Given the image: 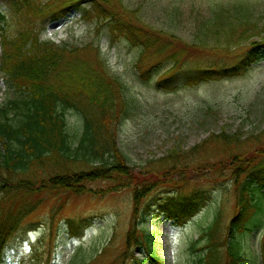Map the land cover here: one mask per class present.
Listing matches in <instances>:
<instances>
[{"label":"rangeland","instance_id":"1","mask_svg":"<svg viewBox=\"0 0 264 264\" xmlns=\"http://www.w3.org/2000/svg\"><path fill=\"white\" fill-rule=\"evenodd\" d=\"M122 2L136 11L141 23L172 36L179 44L174 48L184 45L187 50L184 58H190V65L215 61L219 66L233 67L237 64L236 54L244 53L255 39L264 40L262 32L249 34V41L228 50L229 56L223 53L224 49L220 52L214 46L199 48L193 44L197 32L204 31L215 10L245 4L255 9L254 19L259 20L264 15V0ZM67 17L52 22L41 40L65 44L68 48L88 44L99 48L103 72L119 80L117 85L122 84L121 93L129 103V111L116 126L115 139L130 164L147 167L149 160L163 158L174 149L186 151L193 164L184 167L185 173H175L157 185L138 208L130 188L102 194L44 192L39 196L41 204L9 241L8 264H151L142 263L148 256L147 236L151 237L149 244L156 257L164 264H199L200 258L211 250L210 243L218 245L220 264H227L228 242L233 234L242 245L247 263L263 264L264 206L256 205V195L250 199L252 205L244 211L238 226L231 228V220L241 206L231 166L221 170L225 166H221L222 162L228 164L231 157L248 155L264 146L263 53L257 54L253 63L235 76L172 90L158 88L157 81L173 68L172 63L150 59L142 69L138 67L139 47L130 46L125 39L114 42L107 26L96 19L86 20L80 11H72ZM19 95L0 71V106ZM68 113V131L73 140L82 132L83 123L78 114ZM221 132L237 134L241 139L226 145L214 137ZM112 181L101 179L91 182L90 187L108 189ZM197 188L209 197L195 215L183 223L164 215L162 206L170 194L175 196L176 191L186 194ZM216 215L219 220L211 240L206 233ZM71 220L75 223L84 220L78 224L77 235H70ZM129 232L133 233L130 242Z\"/></svg>","mask_w":264,"mask_h":264},{"label":"trees","instance_id":"2","mask_svg":"<svg viewBox=\"0 0 264 264\" xmlns=\"http://www.w3.org/2000/svg\"><path fill=\"white\" fill-rule=\"evenodd\" d=\"M72 11H80L86 20L96 19L107 26L114 42L125 39L130 46L139 47L138 67L144 69V63L150 59L172 63L173 68L157 81L158 88L172 90L235 76L245 71L257 54L264 56V40L255 39L243 54H236L237 64L233 67L219 66L215 61L190 65V58H184L187 51L184 45L174 48L179 44L172 36L141 23L136 11L122 0H51L49 3L0 0V71L20 94L0 106V264L9 263V241L41 204L39 196L44 192L102 194L130 188L138 208L157 185L175 173H185L184 167L193 164L187 152L178 149L163 158L149 160L147 167L130 164L115 139L116 126L120 117L129 111V103L121 93L122 84L117 85L119 80L103 72L99 48L91 44L68 48L65 44L41 40L52 22L67 19ZM254 12L255 9L245 4L215 10L204 31L197 32L193 44L199 48L214 46L220 52L224 49L223 53L229 56L228 50L249 41V34L264 33V15L255 20ZM68 112L78 114L83 123L82 132L73 140L68 131ZM214 137L226 145L241 139L237 134L225 132ZM224 163L221 170L231 166L233 171L237 202L241 206L231 220L234 229L252 205L250 199L257 195L256 205L264 206V146ZM101 179L113 180L112 187H90L91 182ZM208 197L200 188L186 194L176 191L175 196H168L162 209L168 218L183 223L195 215ZM218 220L216 215L207 230L211 240ZM83 223L84 220L80 223L71 220L70 235L79 234L78 226ZM133 233H128L129 242ZM146 238L148 256L142 263L164 264L150 247L151 237ZM137 242L142 243L138 239ZM210 245L211 250L200 258L199 264H220L218 245ZM228 245L227 264H248L234 234ZM261 254L264 264V240Z\"/></svg>","mask_w":264,"mask_h":264}]
</instances>
